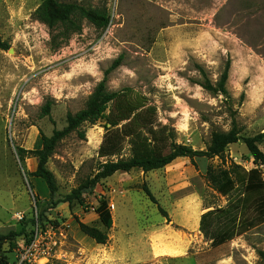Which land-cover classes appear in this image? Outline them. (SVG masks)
<instances>
[{"label": "rangeland", "instance_id": "1", "mask_svg": "<svg viewBox=\"0 0 264 264\" xmlns=\"http://www.w3.org/2000/svg\"><path fill=\"white\" fill-rule=\"evenodd\" d=\"M42 1L0 0V37L10 47L0 49V264H18L33 242L48 245L51 256L26 264H264V222L217 247L197 225L238 195L213 189L206 179L210 165L255 168L243 142L229 146L225 160L197 158L194 165L181 158L148 179L140 170L118 172L86 196L84 207L55 209L45 184L31 176L35 159L22 160L17 151L40 149L41 131L64 130L68 114L84 109L118 59L108 90L143 93L155 110L149 118L170 127L177 143L205 150L213 132H227L233 123L243 138L264 134V0H60L105 8L111 21L102 30L83 21L82 31L58 48L34 16ZM227 64L228 96L205 90L201 83L216 85ZM48 101L50 117L43 114ZM103 126L86 125L84 139L72 133L57 146L48 169L60 198L105 160L98 157ZM124 152L128 156L129 147ZM102 196L115 223L107 245L78 225L105 229L96 213Z\"/></svg>", "mask_w": 264, "mask_h": 264}, {"label": "trees", "instance_id": "2", "mask_svg": "<svg viewBox=\"0 0 264 264\" xmlns=\"http://www.w3.org/2000/svg\"><path fill=\"white\" fill-rule=\"evenodd\" d=\"M37 21L48 27L53 35V46L58 48L73 35L82 31V22L88 21L95 28L102 30L109 26L111 17L107 9L85 7L77 3H65L60 0H43L34 12ZM57 35L54 36V33ZM62 38V43L56 42ZM0 49L9 50V45L0 37ZM121 59L116 60L106 71L105 78L95 88L84 109L75 114H68L67 127L55 130L51 136L40 132L42 147L37 150L17 148L24 160L28 156L35 159V169L31 176L40 180L49 191L48 203L52 209L61 204L72 207L75 203L85 206L86 196L93 195L96 188L118 172L130 173L140 170L143 173L159 171L179 158H188L195 165V159L216 158L225 160L229 146L243 142L253 158L255 168L246 170L231 163L228 167L207 169L206 179L213 189L226 197L238 191L237 198L225 207L209 210L200 218L199 230L205 240L213 247L221 246L237 235L264 222V152L260 144L264 134L243 138L236 123L227 132H213L205 150H195L176 141L174 131L168 126L155 125L150 113L155 110L148 105L147 97L134 88L126 87L116 92L107 88L108 76L120 66ZM230 64H227L216 85L206 79L201 86L214 95L228 96L227 82ZM53 103L48 101L43 107L44 116L50 117ZM104 124L105 134L100 145L98 157L105 159L99 163L97 172L82 181L80 185L64 197L58 195L55 175L48 169V162L59 143L72 133L84 139L86 125ZM129 147V155L125 149ZM44 182V183H43ZM149 199L158 206L159 211L167 217L166 211L158 202L149 187L144 186ZM96 213L104 230L78 221L79 230L99 245H107L109 232L114 226L111 207L102 196ZM3 239H7L4 238Z\"/></svg>", "mask_w": 264, "mask_h": 264}, {"label": "built area", "instance_id": "3", "mask_svg": "<svg viewBox=\"0 0 264 264\" xmlns=\"http://www.w3.org/2000/svg\"><path fill=\"white\" fill-rule=\"evenodd\" d=\"M51 256V249L48 245H42L40 242H33L18 257V264L32 263L39 258H48Z\"/></svg>", "mask_w": 264, "mask_h": 264}, {"label": "crops", "instance_id": "4", "mask_svg": "<svg viewBox=\"0 0 264 264\" xmlns=\"http://www.w3.org/2000/svg\"><path fill=\"white\" fill-rule=\"evenodd\" d=\"M255 63H256V66H259L260 68H261V64H260V62L258 61V60H253ZM263 72H264V69H261ZM179 159H181V158H179ZM178 160V159H177ZM175 162V161H174ZM143 173V172H142ZM149 173H151V172H149ZM149 173H143V177L144 178H146V179H148V177L146 176L147 174H149ZM117 174V173H116ZM115 174V175H116ZM114 175V176H115ZM199 223H200V220L198 221V223H197V225H198V227H199ZM115 224V223H114Z\"/></svg>", "mask_w": 264, "mask_h": 264}]
</instances>
